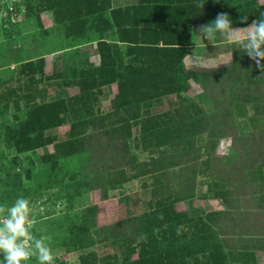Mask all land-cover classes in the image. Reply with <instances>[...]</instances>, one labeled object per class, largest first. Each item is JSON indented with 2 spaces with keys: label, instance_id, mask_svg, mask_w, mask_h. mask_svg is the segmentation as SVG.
I'll return each instance as SVG.
<instances>
[{
  "label": "rangeland",
  "instance_id": "374dc122",
  "mask_svg": "<svg viewBox=\"0 0 264 264\" xmlns=\"http://www.w3.org/2000/svg\"><path fill=\"white\" fill-rule=\"evenodd\" d=\"M217 1L213 0L210 6H215ZM257 2L264 7V0ZM112 3L114 5L115 0ZM11 9H15L16 14L7 15ZM56 10L53 14L41 0H0V203L6 201L11 204L21 194L30 200L33 207L32 232L38 238H46L53 250L55 264H139L135 240L126 239L128 228L123 229L122 234L116 231L115 235L111 226L120 220L142 215H150L148 225L159 227L153 228V233L164 230L173 239H178L175 236L177 228L183 226L181 234L185 239L184 246L174 240L173 253L185 264L192 263L190 249L193 245L202 243L203 238L208 239L203 236L206 231L215 230L224 234L245 226V229L262 236L264 196L240 201L236 196L237 191L230 188L227 192L229 205H226L220 198L210 196L207 192L208 182L198 174L194 176L192 196L172 203L169 191L161 192L158 189L163 183L171 182L167 174L164 179L156 174L128 180L108 190L105 199H101L97 190L82 192L81 188H71L70 183L68 187L63 186L66 179L61 178V165L65 162L73 170L74 164H81L85 158L80 155L61 158L79 148L80 133L90 130L92 123L87 122L92 114L104 116L111 111V101L123 100L127 88L125 85L122 87V79L129 75L127 71L124 76L118 65L117 58L121 52H104L101 56L105 62L100 64L96 43L93 49L90 45L74 48L75 45L95 40L99 33L95 28L96 34L93 30L79 34L77 24L68 21L69 14L62 15ZM188 16L190 19L208 21L205 10L195 15L191 11ZM65 17L67 21H63ZM112 33L115 37H123L118 29ZM157 37L168 40L173 39L174 34L161 32ZM177 40L181 41L180 38ZM135 47L126 45L119 49L129 51L130 48L133 55ZM81 55L83 58L79 57ZM92 69L100 70L94 75L86 73ZM137 76L144 80L140 79L138 84L130 75V84L135 87H130L128 94L132 97L145 91L151 93L147 83L153 82L152 79L145 80L146 76L142 73ZM200 94V88L190 83L189 89L179 96L194 104L198 110L209 113L212 104ZM175 98V95L161 97L147 109L146 115L151 121L147 126L149 130L154 126L158 130L166 126L169 129L182 126L171 123H176L178 118L169 117L177 107ZM144 111V108L139 110ZM130 133L127 150L137 162L148 163L159 158L158 152L165 154L169 151L168 146L163 149L155 142L153 147L148 144L141 146L137 139V127H132ZM227 139L229 143L225 150L220 149L217 143L213 150L214 158L239 150ZM201 145L196 140L195 146L200 148L199 151L189 150L194 151L193 155L199 153L197 170L202 168L201 162L208 160ZM206 164L210 171L211 161ZM173 170L176 171V167ZM125 171L128 172V169ZM220 180L215 177L211 185L216 191H225L227 186ZM239 205L251 213L240 214L232 210L239 208ZM153 213H156L155 217ZM217 213H222L219 218L214 215ZM161 214L162 219L159 218ZM208 214H213L212 222L205 220ZM220 218L222 221H219ZM232 223L236 225L235 228L231 226ZM88 224L93 227L85 230L83 225ZM119 230L122 231L121 228ZM156 248V244L152 246L143 264H163ZM223 249L225 256L237 258L240 254L236 247L229 250L224 245ZM195 258L201 260L202 255L197 254ZM254 259L255 264H264V252L254 253ZM27 264H36L35 258Z\"/></svg>",
  "mask_w": 264,
  "mask_h": 264
},
{
  "label": "trees",
  "instance_id": "16d2710c",
  "mask_svg": "<svg viewBox=\"0 0 264 264\" xmlns=\"http://www.w3.org/2000/svg\"><path fill=\"white\" fill-rule=\"evenodd\" d=\"M41 2L44 3L45 8L51 9L53 14L56 13L55 6H58L59 9L57 8L56 11L62 15L69 14V20L65 17L63 21L76 23L79 34L86 30V32L93 30L94 33V25L100 20L107 23L108 31H113L108 18L115 12L152 5L154 9L150 15V23L154 24L156 36L161 32L174 34V38L168 40L155 37L151 46H136L133 55L130 48H128L129 51L127 49L121 51L117 44L107 43L100 39L99 35L95 39L100 64L105 62V58L102 57L104 52H121L118 54L117 61L124 76L128 71L129 76L122 79V87L126 86L127 94L123 100L111 101V111L104 116L99 114L90 116L91 120L87 123H92V126L87 133H83L84 131L80 133L79 148L73 149L61 158L65 159L74 155L85 158L81 164H74L73 170L68 168L67 163H62L63 165L59 168L61 178L66 179L63 186L68 187L70 183L71 188H81L82 192L97 190L100 192L101 199H105L108 190H113L128 180L156 174H160L164 179L167 174L171 182L163 183V186H159L158 189L161 192L169 191L172 203L192 196L194 176L198 174L208 182L207 192L210 196L220 198L226 205H229L227 192L230 188L234 189V192L237 191L236 196L240 201L254 200L252 198L254 196H264V77H261L262 73L255 62L236 44L230 46V61L227 64L210 69H185L181 60L186 52L188 40L183 42L175 38L180 26L187 20V14L191 11L193 15L201 10L207 11L208 21H203L205 24L214 20L217 13L226 12L232 20L233 27H243L247 25L240 23L243 15L248 16L249 24L264 12V7L258 4L257 0H218L214 3L215 6H210L213 0H179L177 2L153 0L151 3L148 2L149 4L138 0L134 6L122 8L113 5V0H41ZM199 3H205L203 9L197 7ZM11 13L16 14V10L11 9L7 15ZM99 70L92 69L86 73L94 75L96 72L98 74ZM140 73L145 74V80L152 79L153 82L147 83L151 93L147 94L144 88H140L145 92L131 97L128 94L130 87L133 86L129 81L130 75L139 84V80L143 79L137 76ZM190 83L198 86L201 90L200 95L211 102L212 110L209 113L198 110L194 104L180 98L179 94L186 92ZM168 95L176 96L175 105L177 106L169 117L179 119L176 123L174 121L171 123L182 126H175L174 129L166 126L163 130H158L154 126L152 130H149L147 126L151 124V121L146 115L147 109L155 105L159 98ZM140 108H144L145 111L139 112ZM130 109L132 112H129ZM110 126L117 128L110 129ZM132 127H137V139L141 146L144 144L152 146L155 142L158 146L162 145L163 149L168 146L169 151L165 154L158 152L159 158L150 160L148 163L137 162L127 150V139L130 137ZM225 137L230 139L231 145L238 146L239 150L214 158L213 150L218 140ZM196 140L201 142L200 147L208 157V160L201 162L200 170H197L196 166L199 153L193 155L194 151L200 149L195 146ZM192 149L193 152L189 151ZM209 161H211L210 171L206 164ZM175 167L176 171L173 170ZM125 169H128V172ZM215 177L221 179L222 184L227 186V188L223 186L225 191L221 189L216 191L212 187ZM232 210L239 211L240 214L251 213L249 209H244L240 205L239 208ZM222 213L214 215L219 218ZM153 215L155 217L156 213ZM211 216L213 214L206 215L205 220L212 222ZM149 219L150 215L129 217L115 222L111 228L114 233L119 231L121 234L123 229L128 228L126 239L135 240L139 264H143L145 255L155 244L163 264H185L173 253L174 240L178 245L184 246L183 235H175L178 239H173L169 236L170 233L168 235L164 230L158 234L153 233L152 229L159 227L155 224L148 225ZM219 221L222 219L220 218ZM83 226L85 230L93 227L92 224ZM231 226L236 227L234 223ZM245 228V226H239L238 230L232 229L224 234L215 230L206 231L203 236L208 239L200 235L203 238L202 243H196L190 249L192 263L188 264H197V262L199 264H232L228 261L236 262L235 264H255L254 253L264 252V234L259 236ZM105 230L107 229H103ZM221 235L224 237L221 238ZM223 244L229 250L238 248L240 254L237 258L227 254L225 256ZM197 254L202 255L201 260L195 258Z\"/></svg>",
  "mask_w": 264,
  "mask_h": 264
},
{
  "label": "clouds",
  "instance_id": "9594fccd",
  "mask_svg": "<svg viewBox=\"0 0 264 264\" xmlns=\"http://www.w3.org/2000/svg\"><path fill=\"white\" fill-rule=\"evenodd\" d=\"M204 4L199 3L197 7L203 9ZM240 23L248 24V16L243 15ZM217 33L239 45L264 77V12L246 27H233L229 14L219 12L214 20L199 29V34L209 41ZM32 212L30 200L22 194L11 204L0 203V264H27L33 258L36 264H55L53 250L46 238H38L32 232ZM159 218H163L162 214ZM182 227L177 228L178 236Z\"/></svg>",
  "mask_w": 264,
  "mask_h": 264
},
{
  "label": "crops",
  "instance_id": "0c3cea01",
  "mask_svg": "<svg viewBox=\"0 0 264 264\" xmlns=\"http://www.w3.org/2000/svg\"><path fill=\"white\" fill-rule=\"evenodd\" d=\"M152 2L153 0H143V2ZM138 0H115L116 6H134ZM260 4V2H258ZM261 5V4H260ZM154 7L152 5H144L139 8H133L127 11H117L113 16L108 18V22L112 25L113 31L120 30L123 37H115L113 31H108L106 28L107 23L104 20L96 22L94 28H96L97 34L100 39L107 43H117L118 48L123 46H151L152 40L156 37L154 30V24H151L150 15L153 13ZM185 23V24H184ZM180 26L177 35L181 41H187L186 52L182 57L181 63L185 69L199 68L210 69L217 67L221 64H227L230 61V46L233 44L224 39L219 33L215 35V38L211 41L207 40L205 36L199 34L201 26L205 25L203 21L196 19H190L184 21ZM251 24V23H249ZM249 24L243 26L246 27ZM94 31V33H96ZM186 39V40H185ZM95 40L88 43L75 45L77 49L83 45H90L95 48ZM73 48V47H72ZM82 53V50L80 51ZM83 58V56H79ZM229 140L227 138H221L218 140V147L220 149H226ZM217 209V208H216ZM263 254H258L262 256Z\"/></svg>",
  "mask_w": 264,
  "mask_h": 264
}]
</instances>
